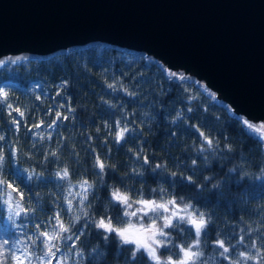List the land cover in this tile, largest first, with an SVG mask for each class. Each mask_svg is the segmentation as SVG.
<instances>
[{
	"label": "trees",
	"instance_id": "obj_1",
	"mask_svg": "<svg viewBox=\"0 0 264 264\" xmlns=\"http://www.w3.org/2000/svg\"><path fill=\"white\" fill-rule=\"evenodd\" d=\"M63 81L68 83L61 87ZM108 83H113L116 91L108 89ZM0 87L9 93V102L25 112L23 120L28 127L41 118L46 123L51 122L44 112L53 105L58 107L65 99H70L71 106L76 109L72 114L75 119L62 121L50 140V150L57 151L58 162L52 157L44 161L42 155L32 154L30 149L33 144L28 139L25 125L22 124L20 132L13 134L6 105L0 110V134L7 137L2 145L4 149L6 142L17 135L29 153L27 160L22 162L35 172L43 173L45 185L32 178L25 179L13 170L12 163L5 161L0 179L14 184L26 198L31 197V201L26 199V204L43 203L46 182H49L47 178L54 167H69L73 173L72 179L77 180L84 174L85 168L91 170L94 154L98 153L102 159H106V163L116 164V175L122 176L133 168L144 171L142 161H138L134 155L139 148H143L144 153L151 157L153 165L166 163L167 167L156 175L145 172L140 182L125 180V185H135L145 193L149 189L162 187L180 196L193 197L196 195L195 188L179 176L175 178V185L165 182V177L172 171L185 176L192 175L197 183L207 184L205 191L199 194L198 206L210 201L208 209L212 210L214 219L211 237L231 241L236 246V253L248 250L251 241L247 238L249 233L246 229L256 227L259 220L264 219L260 215L261 207H264V176L260 170L264 162V145L258 144L257 137L247 132L235 116L212 101L194 83L169 79L158 64L140 52L92 44L46 58H28L3 64L0 66ZM121 87L136 95H126ZM57 90L61 92L60 97H57ZM37 96H40L39 100ZM110 104L116 107L112 108ZM189 108L191 112H188ZM177 112L181 115L173 120ZM117 119H121L122 123L130 120L132 125L138 127V132L128 134L119 146L110 139L105 147L103 141L108 131L101 128L97 134L96 128L105 121L112 123ZM189 124L201 125L206 134L215 137L221 145H231L233 151L223 154L218 151L215 156L208 157L207 164L202 158L198 159L197 165L193 167L191 160L197 158L193 149L199 147V141L185 131ZM141 125L143 135L139 134ZM172 132L176 133L174 138L169 135ZM88 136L93 139L89 141ZM90 146L94 153L89 151ZM233 168L237 171L230 172L229 169ZM204 176L213 177L211 183L204 181ZM89 178L97 179L94 175ZM106 179L108 184L115 182V177L108 176ZM216 183L220 184L219 189L212 190V184ZM36 193L40 194L39 197ZM97 195L102 197L105 193L98 190ZM103 203L106 205L107 201ZM6 226L0 220V238L14 239L21 236L16 225ZM241 235L245 236L244 243L237 245ZM185 238H188L187 234ZM251 238L255 240L256 236L253 234ZM81 246L86 248L87 253L93 250L101 253L105 264H128V246H121L114 240L105 243L102 238L90 233L83 239ZM206 253L209 257L213 256L211 249H207ZM162 254L169 255L168 252ZM74 260L75 257L70 258L68 264H74ZM136 264H145L139 254ZM209 264H216V258L209 260Z\"/></svg>",
	"mask_w": 264,
	"mask_h": 264
},
{
	"label": "snow or ice",
	"instance_id": "obj_2",
	"mask_svg": "<svg viewBox=\"0 0 264 264\" xmlns=\"http://www.w3.org/2000/svg\"><path fill=\"white\" fill-rule=\"evenodd\" d=\"M17 59L20 58L17 57ZM3 64L4 61L0 60V65ZM168 75L171 79L175 73ZM180 79L183 80L184 77L181 76ZM67 83V81H63L61 87L66 86ZM107 88L116 91L113 83H108ZM121 91L130 97L136 95L135 92L124 87H121ZM60 96L61 92L57 90V97ZM36 99L39 100L40 96H37ZM5 105L14 132H20L21 126L24 124L25 131L40 141L51 140L52 133L48 132L45 136L43 131L37 130H42L45 127L48 129L58 128L62 121L75 119L72 114L76 109L71 106L70 99H65L64 103L59 104L58 107L53 105L44 112V116L51 121L50 123H46L45 119L41 118L28 127L23 120L25 112L10 103L9 93L0 87V110ZM109 106L116 107L115 104ZM191 111L192 109L189 108L188 112ZM13 113L17 115L14 116ZM180 115L181 113L177 112L173 120H176ZM236 119L240 120L239 117ZM130 125H132L130 120L124 123L121 119L112 123L105 121L96 128V133L99 134L101 128L106 129L108 135L103 141L104 146H108L110 139L111 142L119 146L125 141L128 134L138 132L137 126ZM243 125L254 133H259L264 129V124L257 127L247 120L243 121ZM185 131L190 132L199 141V147L193 149L197 156L196 159L191 160L193 167L201 158L207 164L208 157L215 156L218 151L222 154L233 151L231 145H221L215 137L206 134L199 124H189ZM139 134L143 135L142 125L139 126ZM169 135L174 138L176 133L172 132ZM6 139L5 135L0 134V176L3 175L5 161L11 163L13 160H18L21 155V149L16 145L7 150L4 149L2 145ZM87 139L91 141L93 137L88 136ZM257 143L264 145V135L257 138ZM35 146V144L32 145L33 148ZM89 151L94 153L91 146ZM129 151L132 150L129 149ZM108 153H111L110 148ZM43 155L44 161H48L49 157L55 158L56 162L59 161L58 153L55 150L44 152ZM134 155L138 161H142V166H145L144 171L133 168L122 176H117V165L106 163V159H102L98 153L94 154L91 170L85 168L84 174L77 180L72 179L73 173L69 167L65 166L58 170L55 175L60 181L67 182V194L53 193L55 199L52 201L51 214L36 223L29 229V232L24 231L23 220L27 219L31 223L36 211L30 204L25 203L26 199L31 201V197L26 198L14 184L6 183L0 179V220L6 210L7 221L16 225L21 233L20 237L14 239L0 238V264H68L70 257L61 254L62 246L68 247L69 251L74 253V264H84V262L86 264H105L101 253L96 250L87 253L86 248L81 246L83 239L90 233L102 238L105 243L114 240L121 246H128L127 251L130 253L128 264H136L138 254L144 258L145 264H209V260L213 258H216V264H264V219H260L256 227L246 229L249 233L247 238L251 243L248 250L236 253V246L231 241L226 242L225 239L211 237L210 229L214 224V219L212 210L208 209L210 201H206L203 206H198L200 205L199 194L205 191L207 184L197 183L192 175L185 176L172 171L168 173V177L172 179L165 177V182L175 185V178L179 176L182 181L195 188V196H180L175 192H170V189L162 187L149 189L148 193L135 185L129 187L125 185V180L135 179L140 182L143 181L145 172L150 171L152 175H156L159 170L167 167L166 163L153 165L151 157L144 153L143 148H139ZM260 170L261 175L264 176V162H262ZM229 171L236 172L237 169L233 168ZM32 174L43 175V173L36 172ZM92 175L97 179H90L89 176ZM245 175L248 174L245 173ZM108 176L115 177L113 184H108L106 179ZM212 179L213 177L209 176L203 177V180L208 183H211ZM219 187V183L212 184V190H218ZM98 190L105 195L98 196ZM35 195L39 197L40 194L36 193ZM103 201H107V204L105 205ZM260 215L264 217V207H261ZM66 218H68L67 222ZM5 232H7V226ZM185 234L188 236L187 239ZM253 234L256 236L255 240L251 238ZM244 240L245 236L241 235L237 245L243 244ZM63 241L68 243L62 245ZM207 249H211L212 257L207 255ZM163 252H168L169 255L164 256Z\"/></svg>",
	"mask_w": 264,
	"mask_h": 264
},
{
	"label": "water",
	"instance_id": "obj_3",
	"mask_svg": "<svg viewBox=\"0 0 264 264\" xmlns=\"http://www.w3.org/2000/svg\"><path fill=\"white\" fill-rule=\"evenodd\" d=\"M92 44L180 67L264 116V0H0V53L17 62Z\"/></svg>",
	"mask_w": 264,
	"mask_h": 264
},
{
	"label": "rangeland",
	"instance_id": "obj_4",
	"mask_svg": "<svg viewBox=\"0 0 264 264\" xmlns=\"http://www.w3.org/2000/svg\"><path fill=\"white\" fill-rule=\"evenodd\" d=\"M146 57L148 59L154 61L156 64H158L159 67L166 74V76L169 77V75H168L169 73H175V76H173L172 78L181 80L180 77L183 76L184 77L183 81H188V82L190 81V82L194 83L195 85H197L212 101H214L215 103L223 105L225 107V109H227V111L231 115H234L236 118L239 117L240 118L239 122L241 123V125L243 126V128L247 132L253 134L257 138L264 135V129H262L261 132H259V133H254V132H252V130L247 129L246 126L243 125V121L247 120L249 123L259 127L261 124H264V116L255 117V118L254 117H247V118L245 117L244 118L242 115L234 112L230 106L226 107L224 105L225 100L220 98V96L216 92H214L212 89L207 87L202 80L195 78L191 74V72L184 71L180 67H168L165 64H163L162 62H160L159 60H156L155 58H152L150 56H146ZM56 129L57 128L48 129L45 127L42 130H37V131H43V134L45 136H47L48 132H51L53 135L55 133ZM10 130H12L13 134H14V130H13L11 124H10ZM28 139H29V141H31L32 144L36 145L35 148L30 149V152L32 154H34L35 156L36 155H40V156L42 155L44 157L43 153L47 152L51 149V147L49 146L50 140L46 139L44 141H40L37 137L32 136L29 133H28ZM13 145L18 146L21 149V155L19 156V159L13 160L11 162L12 166L14 168L13 170L15 172L22 174V176L25 179H29V176H31L32 179L43 182V184L45 185V181H43L42 176L33 175L32 173L35 172L33 170V168L22 162V161L27 160L29 153L26 152L23 144L21 143V140L17 137V135L13 136V138H11L10 140H8L6 142V145H5L6 150L8 148L12 147ZM30 158H31V155H30ZM61 168H63V166L54 167L50 171L48 178L46 177L49 180V182H46L47 189H45V195H44L45 198L43 200V203H41L39 205L30 204V206L35 208L36 211L34 213L33 218L31 219V223H29V221L27 219L23 220L25 232H29V229L34 227V225L36 223L40 222L41 219H46L51 214V212H52V201L55 199V197L53 196V193H55L57 195H66L67 194V187H68L67 182L66 181H60L55 175V173L58 170H60ZM36 173H38V172H36ZM50 184L52 187L50 186ZM5 196H6V189H5ZM67 219L68 218H66V222H67ZM2 222L4 223L5 226L6 225H8V226L13 225V224H11V222L7 221V211L6 210L3 212ZM29 234H31V233H29ZM67 243H68L67 241H63L62 245H65ZM61 254L67 255L70 258L75 257L74 253L70 252L68 247H65V246H62Z\"/></svg>",
	"mask_w": 264,
	"mask_h": 264
},
{
	"label": "bare ground",
	"instance_id": "obj_5",
	"mask_svg": "<svg viewBox=\"0 0 264 264\" xmlns=\"http://www.w3.org/2000/svg\"><path fill=\"white\" fill-rule=\"evenodd\" d=\"M17 57H19L20 59L23 58V56H22V54L20 52H3V53H0V60H3L4 61V64L5 63H8V62H12L13 60H15L17 62L18 60H20V59H17ZM224 105L226 107L227 106H230L226 101H225ZM234 112H236V111H234Z\"/></svg>",
	"mask_w": 264,
	"mask_h": 264
}]
</instances>
